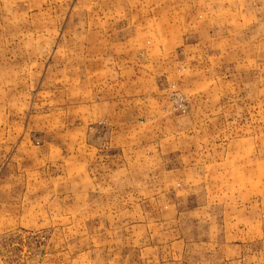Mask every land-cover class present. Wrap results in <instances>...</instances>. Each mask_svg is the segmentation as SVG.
<instances>
[{"label":"rangeland","instance_id":"1","mask_svg":"<svg viewBox=\"0 0 264 264\" xmlns=\"http://www.w3.org/2000/svg\"><path fill=\"white\" fill-rule=\"evenodd\" d=\"M0 264H264V0H0Z\"/></svg>","mask_w":264,"mask_h":264}]
</instances>
